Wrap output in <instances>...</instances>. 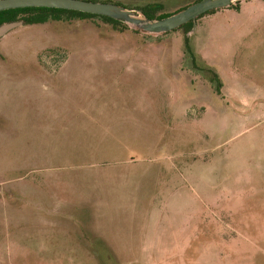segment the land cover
<instances>
[{
    "label": "rangeland",
    "instance_id": "374dc122",
    "mask_svg": "<svg viewBox=\"0 0 264 264\" xmlns=\"http://www.w3.org/2000/svg\"><path fill=\"white\" fill-rule=\"evenodd\" d=\"M250 1L189 32L74 18L0 40V264H264V2Z\"/></svg>",
    "mask_w": 264,
    "mask_h": 264
},
{
    "label": "water",
    "instance_id": "95a60500",
    "mask_svg": "<svg viewBox=\"0 0 264 264\" xmlns=\"http://www.w3.org/2000/svg\"><path fill=\"white\" fill-rule=\"evenodd\" d=\"M241 0H198L162 19L146 18L139 10L129 9L114 3L86 0H0V12L27 8H48L107 17L129 27L139 29L146 35L160 36L193 22L207 12L229 8ZM23 27L21 21L0 25V40Z\"/></svg>",
    "mask_w": 264,
    "mask_h": 264
},
{
    "label": "trees",
    "instance_id": "16d2710c",
    "mask_svg": "<svg viewBox=\"0 0 264 264\" xmlns=\"http://www.w3.org/2000/svg\"><path fill=\"white\" fill-rule=\"evenodd\" d=\"M231 7L232 6H230L229 8ZM183 8L185 7H181L178 10H181ZM234 9H238V6H236ZM137 10H139L146 18L149 19H162L170 15L169 13L161 14L160 12L162 11V8L158 4L143 5L138 7ZM216 11L218 10L207 12L206 14L200 16L199 18L213 14ZM74 18L76 19L99 18L105 23L112 25L115 29H117L118 27L126 28V26L123 23L107 17H100L95 15L83 14L79 12L48 9V8H27V9L2 11L0 12V25L8 22L21 21L24 26H29V25L44 24L49 21H69ZM192 27H193V22H189L181 26L179 29L182 28L185 29L186 32H189Z\"/></svg>",
    "mask_w": 264,
    "mask_h": 264
},
{
    "label": "crops",
    "instance_id": "0c3cea01",
    "mask_svg": "<svg viewBox=\"0 0 264 264\" xmlns=\"http://www.w3.org/2000/svg\"><path fill=\"white\" fill-rule=\"evenodd\" d=\"M256 1L257 0H252V1H250L251 3H256ZM262 2H264L263 0H261ZM246 4V3H245ZM242 5H244V4H241L240 6H242ZM238 9H240V8H238ZM65 65V63L58 69V70H61L62 68H63V66Z\"/></svg>",
    "mask_w": 264,
    "mask_h": 264
}]
</instances>
